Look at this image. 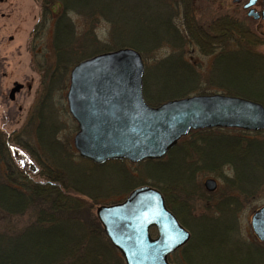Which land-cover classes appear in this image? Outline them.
I'll return each mask as SVG.
<instances>
[{
  "label": "trees",
  "instance_id": "16d2710c",
  "mask_svg": "<svg viewBox=\"0 0 264 264\" xmlns=\"http://www.w3.org/2000/svg\"><path fill=\"white\" fill-rule=\"evenodd\" d=\"M38 1L41 3L43 11L35 25V33L44 27L49 18L56 17L53 33L55 62L52 65L43 63L42 68L40 66V95L43 103L38 105L37 110L38 138L40 143L49 149V157L52 160L54 153L60 149L55 136L61 129L57 122L55 123L50 108L52 95L59 90L62 82L64 86L65 77L79 61L118 47L136 49L141 53L145 65V99L151 105H154L153 103L160 105L168 97L182 98L193 91H200L201 80L190 64L183 60L182 51H178V54L174 53L171 58L157 62L155 66H151V69L146 63V55H153L165 43L172 44L176 49L182 48L184 35L175 23L177 10L182 9L183 26L188 32V36L199 45L202 52L210 50V43L212 46L219 44L224 49L228 39H231L230 35L236 32L239 35L243 34L246 40H253L256 36L244 31L237 19L227 16L219 18L211 24L210 31L216 33V36H211L196 20L194 0ZM54 2H59L60 13L55 12ZM69 11L87 17L91 24L99 20L106 21L110 25L108 44L103 45L98 41L94 28L84 30L80 36H76L74 25L67 16ZM158 11L160 12L159 18L154 19L155 12ZM137 20H139V25H136ZM141 34L143 35L141 36ZM246 51L245 49L244 52L246 53ZM236 52L234 54H237ZM241 55L245 57H239L240 61L252 60L248 53H241ZM227 57L226 49H224L216 55L215 62L227 60ZM158 70H162L163 73L157 82L154 74ZM172 76L186 77L185 83L188 84L171 87L170 90H167V84H173L167 78L173 79ZM158 83L163 85L162 91L155 87ZM224 89L226 90V88ZM207 90L210 89H205L199 94L204 95V93H208ZM259 134H264V131L250 132L223 128L193 130L188 137L183 138L182 144L176 145L166 155L171 156L177 152L174 159L165 161L162 158L140 163V165L146 166L147 172H145L148 174V178L154 180L153 183L157 184L155 187L162 192L167 207L184 226L187 224L186 220L184 219L182 222L179 214L182 213V216L188 219H193V216L185 206L186 201L179 203L176 197L172 196V193L177 191L173 186L175 185L176 188L179 185L183 189L191 188L197 173L201 172L203 174L211 172L216 177L225 179L222 174L223 166L232 167L236 177L231 180L227 179L229 184L225 185L229 190L224 194L223 200L214 205L215 211L210 216L203 215L202 222L198 223L201 227L209 229L204 243L212 249L215 238H218L220 241L217 242V245L221 246L222 254L231 251L239 252V250L248 252V254L259 251L264 258V245L258 241L247 244L239 240L235 246L231 247L232 235L236 233V214L243 202H251L264 192V137L256 138V135ZM44 137L47 138L46 141H44ZM0 139H5L3 142L9 144L5 133L0 134ZM30 154L33 156L32 152ZM33 158L40 163L39 157ZM84 162H88L87 164L90 165L89 161ZM125 162L115 160L105 164L119 166L118 169L123 173L126 187H131L130 190H133L139 184L136 183L135 177L125 170V167L123 168ZM199 163L201 164L199 165ZM8 165L3 174L0 172V221L5 226L4 228L0 226V264H126L121 252L106 237L97 216L91 214V220L84 218V213L88 212L90 208L93 209L97 202L96 204L91 202L92 207L87 209L81 199L69 194L67 187L63 186L64 190L61 191L48 184L49 182L40 183L30 178L28 172L33 173V170L29 171L25 166L10 168L11 161ZM71 166V159L67 158L63 167L70 171ZM101 167L102 165L94 164L91 166V171H95L96 168L100 170ZM75 172L79 175H86L89 181L87 182L85 177L82 180H76L74 186L81 184L89 189L88 191L92 190L93 193L97 192V189L99 191L100 187L90 185V174L84 173V169L81 171L77 169ZM38 174L41 175V170L38 171ZM67 176L70 175L67 174ZM194 186L196 185L194 184ZM206 193L203 189L205 201ZM237 195L245 200L237 199ZM89 198L94 201L99 199L98 195H90ZM224 212L227 216L224 215ZM13 219L22 225L10 227V220ZM195 243L196 240L193 241L192 236L190 242L183 248L188 261L189 258L186 254L192 253L193 249H197L201 242L199 240L197 245ZM205 244H203V248ZM186 258L176 259L175 263L185 264ZM199 264L202 262L199 261ZM253 264H264V261L256 260V263Z\"/></svg>",
  "mask_w": 264,
  "mask_h": 264
},
{
  "label": "rangeland",
  "instance_id": "374dc122",
  "mask_svg": "<svg viewBox=\"0 0 264 264\" xmlns=\"http://www.w3.org/2000/svg\"><path fill=\"white\" fill-rule=\"evenodd\" d=\"M247 2L248 0H194L193 2L196 20L211 36H216V33L210 31L209 27L211 24L215 20L227 16L237 19L244 31H248L259 38L255 36L253 40H246L243 34L239 35L237 32L231 34V39H228L224 48L228 56L227 60L215 62L216 55L224 50L219 44L212 46L210 43L209 51H201L199 45L188 36L189 34L183 26L182 9L180 8L179 11L177 10L175 23L184 35L182 48L176 49L172 44L165 43L153 55H146L147 66L151 69V66H155L157 62L169 57L171 58L174 53L182 51L183 60L190 64L191 68L201 80L200 91H193L188 96L199 95L203 90L210 89L209 91L207 90L208 93L204 94L221 93L239 96L264 104V22L255 20L247 15L248 9L244 7ZM53 8L56 13L61 12L59 2H54ZM254 9L260 11V4L256 5ZM42 11L43 8L38 0H0V134L5 133L9 143L7 145V143L5 144L3 142L5 139H0V172L3 174L11 161L12 165L10 168H22L25 166L29 171L33 170V173L27 172L31 176L30 178L37 182H49L48 184L53 185V187L61 191L64 190L63 186L67 187L69 194L81 199L86 204L85 208L87 209L90 206L92 207L91 202L93 204L97 202L93 206V209L90 208L88 212L84 213L85 220H91V214L96 215V210L99 206L112 205L120 202L132 190H130L131 187H126L123 173L118 169L119 166L116 164L110 166L105 163V165L95 164L102 165V167L100 170L96 168L95 171H91V166L94 163L89 162L90 165L87 164L88 162L85 163L84 161L88 160L81 158L74 147L73 140L78 128L76 121L69 113L67 103L70 72L74 66L65 77L64 86L62 82L59 90L52 95L51 99L50 108L53 112L55 123L57 122L58 127H61L55 136L56 141L59 142L60 149L57 150V153H54L53 160L49 157V149L47 146H43L40 143L37 134V126L39 124L37 110L38 105L43 103L40 95V66L42 68L43 63L52 65L55 62L53 33L56 23V17L53 16V19L49 18L44 27L38 33H35V25L39 21ZM159 14V11L155 12L154 19H158ZM67 16L74 25L76 36H80L84 30L94 28L93 30L98 41L103 45L108 44L110 25L106 21L99 20L91 24L87 20V17L80 16L78 13L72 11H69ZM138 22L139 20L136 21V25H139ZM88 26L90 27L88 28ZM138 29L141 30L140 28ZM206 46L209 47L208 45ZM123 47H118L114 50ZM245 49L247 50L246 53L252 57V60L248 62L238 59L239 57H245L241 55V53L246 54L244 52ZM234 52L237 54H234ZM162 73V70H158L154 74L157 82L158 79L160 80ZM172 78H167L168 81L173 82L172 85L167 84V90H170L171 87H181L185 86L184 84H188L185 83L186 77L172 76ZM14 82L22 84L24 87L16 95V99L12 101L9 100L8 95ZM177 84L179 85L177 86ZM155 87L162 91L163 85L158 83ZM171 99H177V97H168L164 99L165 101L162 99V103ZM153 104L152 106H158V103ZM251 137L253 136L251 135ZM262 137H264V134L256 135V138ZM183 138L179 140L178 144H182ZM43 139H45L44 141L47 140L46 137ZM31 152L33 156H31ZM176 155L177 152L171 156L163 157V160L170 161ZM35 156L40 158V163L33 158ZM67 158L71 159L72 166L70 167V171H67L63 167L65 166ZM145 167L140 165V163L134 164L129 161H126L123 166L125 170L135 177L136 183L139 184L138 187L150 186L160 191L159 188L155 187L157 184L153 183L154 180L148 178L149 176L146 174L147 168ZM45 168L48 169L46 170ZM77 169L80 171L84 169V173L90 174V185L100 187L99 191L98 189L94 193L91 192L92 190L88 191L89 189L80 183V185L74 186L76 180H82L86 177V175L77 174L75 172ZM39 170H41V175L38 174ZM67 174L70 176L68 177ZM222 174L225 176V179L216 177L211 172H205L204 174L201 172L197 173V177H195L191 188L183 189L179 185L176 188L174 187L175 185L173 186L177 191L173 192L172 196L176 197L179 203L186 201L185 206L193 216V219H188L179 212L181 221L186 220L187 224L185 227L191 234L187 244L190 242L192 236L193 241L196 240V245L199 240L201 243L197 249H193L192 253L189 252L186 254L189 261L183 252L186 244L170 256L171 262H175L176 259L183 260L185 258V264H199V261L202 264H253L256 263V260L260 262L264 261L259 251L248 254V252L239 250V252L231 251L222 254L221 246L217 245V242L220 241L218 238H215L212 249L204 243L209 229L199 225L202 222L201 220H203V215L210 216L215 211L214 205L221 202L224 194L229 190L227 185H225L226 183L229 184L227 179L231 180L236 177L232 167L226 165L223 166ZM208 178H213L218 183L214 191H208L204 186V182ZM86 180L87 182L89 181L88 178ZM193 186L197 187L195 188L196 190ZM203 189L207 192L206 201L203 195ZM90 195H98L99 199L97 201L91 200L89 198ZM258 196L257 199L255 198L251 202L244 201L236 214V233L232 235L231 247L235 246L239 240L247 244L258 241L251 228V217L259 207L264 205V192ZM237 199L244 198L237 195ZM224 215L227 216L226 212H224ZM21 225V223L14 219L10 220L9 223L10 227H20ZM0 226L2 228L5 227L2 221H0ZM156 233L155 228L151 229L153 237L156 236ZM203 244H205L204 248Z\"/></svg>",
  "mask_w": 264,
  "mask_h": 264
},
{
  "label": "water",
  "instance_id": "95a60500",
  "mask_svg": "<svg viewBox=\"0 0 264 264\" xmlns=\"http://www.w3.org/2000/svg\"><path fill=\"white\" fill-rule=\"evenodd\" d=\"M258 1L244 7L249 17L264 21V0L260 12L252 8ZM144 72L141 54L131 47L85 58L72 68L67 103L78 126L73 143L81 158L95 164L139 163L163 158L191 130H264V106L239 96L193 95L152 106L143 94ZM21 88L15 84L11 99ZM204 186L214 191L217 182L208 178ZM96 215L126 264H175L169 255L190 238L162 193L150 186L134 189L122 202L99 206ZM251 228L264 244V205L252 214Z\"/></svg>",
  "mask_w": 264,
  "mask_h": 264
},
{
  "label": "flooded vegetation",
  "instance_id": "af4514ba",
  "mask_svg": "<svg viewBox=\"0 0 264 264\" xmlns=\"http://www.w3.org/2000/svg\"><path fill=\"white\" fill-rule=\"evenodd\" d=\"M15 84H17V83H16V82L13 83V87L11 88V90L15 87ZM23 87H24V86H23ZM22 89H23V88H21V90H22ZM11 90L9 91L8 98H9V100L14 101V100L16 99V95H17L21 90H19V92H16V93H15V96H14L13 99H11V96H10Z\"/></svg>",
  "mask_w": 264,
  "mask_h": 264
}]
</instances>
